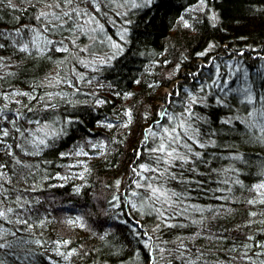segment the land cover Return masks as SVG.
<instances>
[{
	"label": "trees",
	"instance_id": "trees-1",
	"mask_svg": "<svg viewBox=\"0 0 264 264\" xmlns=\"http://www.w3.org/2000/svg\"><path fill=\"white\" fill-rule=\"evenodd\" d=\"M0 213V264H264V0H0Z\"/></svg>",
	"mask_w": 264,
	"mask_h": 264
},
{
	"label": "rangeland",
	"instance_id": "rangeland-1",
	"mask_svg": "<svg viewBox=\"0 0 264 264\" xmlns=\"http://www.w3.org/2000/svg\"><path fill=\"white\" fill-rule=\"evenodd\" d=\"M165 90H167V91H170V90H171V88H170V87H167Z\"/></svg>",
	"mask_w": 264,
	"mask_h": 264
},
{
	"label": "snow or ice",
	"instance_id": "snow-or-ice-1",
	"mask_svg": "<svg viewBox=\"0 0 264 264\" xmlns=\"http://www.w3.org/2000/svg\"><path fill=\"white\" fill-rule=\"evenodd\" d=\"M161 150H163V149H161ZM170 154V153H169ZM0 215H2V213H0ZM0 247H2V245H0Z\"/></svg>",
	"mask_w": 264,
	"mask_h": 264
}]
</instances>
